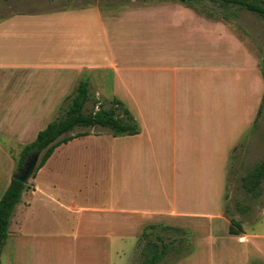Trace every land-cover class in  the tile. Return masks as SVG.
Wrapping results in <instances>:
<instances>
[{"label": "crops", "instance_id": "obj_1", "mask_svg": "<svg viewBox=\"0 0 264 264\" xmlns=\"http://www.w3.org/2000/svg\"><path fill=\"white\" fill-rule=\"evenodd\" d=\"M66 2L0 0V90L14 92V107L27 109L28 117L35 119L51 105V97L44 93L63 90L65 73L92 72L108 77L111 72L113 93L123 92V98H116L130 110L140 133L118 137L88 134L64 144L65 148L77 139L103 135H111L115 141L126 139L112 147L124 146L118 155L124 171L121 181L112 185L107 206L68 203L51 193L57 189L55 183H49L47 189L39 185L37 180L55 150L30 178L34 186L23 193L14 210L12 264H102V260L109 264L106 254L116 236L129 237L135 243L145 227L166 221L189 232L192 221H196L194 228L198 222H207L209 234L210 229L214 231V220L216 231L224 223L228 227L225 235L236 236L248 251H253L250 256L253 253L256 259H263L264 234L255 231L257 228L251 229L253 236L246 233V228L237 235L230 234L224 207L219 215H210L183 209L164 211L157 208V203L146 204L143 188L151 186L152 181L135 185L130 165L136 162L127 160L169 156L178 151L189 155L197 135L205 139L201 132L208 126L204 118L206 94L215 87L226 90L223 122L228 173L230 155L244 135L245 127L240 124L245 120L246 85L255 88L252 80L246 84L244 54L239 53L236 42L229 40L216 20L184 4L82 0L81 5L70 7ZM5 72H11L10 81ZM36 101L39 104L32 105ZM217 126L216 134L224 131L219 121ZM151 164L155 166L156 162L152 159ZM225 192L224 188V204ZM38 202L41 212L47 209L55 213L59 226L40 228L43 221L35 212Z\"/></svg>", "mask_w": 264, "mask_h": 264}, {"label": "rangeland", "instance_id": "obj_2", "mask_svg": "<svg viewBox=\"0 0 264 264\" xmlns=\"http://www.w3.org/2000/svg\"><path fill=\"white\" fill-rule=\"evenodd\" d=\"M115 1L131 4L183 5L175 0ZM62 2L64 5V1ZM81 3L82 0L66 2L70 7H77ZM196 5L204 12L212 13L213 20L217 21L220 30L227 33L229 40L236 42L240 48L239 53L244 54L246 84L249 80H252L253 85L255 84V88L250 89L246 85L244 121L242 107L240 109V119L243 121L240 125L245 127L243 138L230 155L226 174L229 157L225 155L227 136L226 125L223 122V118L226 119V90H216L214 87L206 94L204 118L207 119L208 126L205 132H201L205 139L198 134L196 145L190 148L189 155L178 151L171 152L169 156L156 158H127L136 162L130 165L133 172L130 171V174L135 185L147 183L148 179L152 181L151 186L143 188L147 198L146 204L157 203V208L164 211L183 209L210 215H219L224 207L222 213L229 227L234 220L239 225L234 227L236 230L244 231L246 228V233L253 236L254 232L251 229L257 228L255 231L264 234V181L259 196L248 193L242 186L243 177L253 171L264 158V19L237 8L226 12L224 8L208 0ZM224 13L228 18L223 17ZM5 74L10 81L11 72ZM82 78L89 79L93 92V99L87 104L86 111L98 109L94 101H100L104 107L109 108L116 97H124L121 91L113 93L111 72H108V77L92 72L65 73L63 90L53 94L44 93L51 97V105L33 119L28 117L27 109L14 107L17 104L14 92L0 90V198L13 179V175L19 170L18 159L24 146L34 141L38 132L50 122L64 115L71 96ZM256 80L258 84L255 83ZM40 88L45 90V87ZM26 104L30 105V103ZM34 104H39V101L32 105ZM217 121L220 122L221 127H224V131L221 130L219 134L215 133L220 127L217 126ZM84 131H89L92 135L111 133L103 128H79L71 134ZM221 134L224 136L216 137ZM121 140L123 141H115L111 135H103L77 139L65 148L62 144L56 149L37 180L39 185L47 189L49 183H55L57 189H52L51 193L57 198H64L68 203L76 202L87 207L107 206L110 198L112 199V185L121 181L120 176L124 171L118 156L124 146H115L112 150L113 145L125 143L126 139ZM131 140L129 137V141ZM152 159L156 162L155 166L151 164ZM28 184L32 188L33 179ZM224 188L226 189L225 204L222 197ZM38 204L35 212L39 221H43L40 228L52 229L59 226L60 221L56 219L55 213L51 214L47 209L41 212L40 202ZM214 221V231L210 229L209 234H207L209 227L207 222H198L194 228L196 221H192V230L189 232L183 226L166 221L145 227L135 243L129 237L116 236L111 239L112 244L106 254L107 262L141 264L144 260L142 250L147 240L143 234L150 232L151 239L161 237L164 242L169 243L168 254L158 264H264V257L256 259L253 253L250 256L252 250L248 251L236 236L225 235L228 227L226 228L224 223L220 226L221 230L217 228L216 231L217 221ZM12 233L13 220L9 239L0 250V264H12ZM261 246L264 248L263 243ZM247 256L249 259L246 258ZM259 256L261 257V254Z\"/></svg>", "mask_w": 264, "mask_h": 264}, {"label": "trees", "instance_id": "obj_3", "mask_svg": "<svg viewBox=\"0 0 264 264\" xmlns=\"http://www.w3.org/2000/svg\"><path fill=\"white\" fill-rule=\"evenodd\" d=\"M184 5L194 8L198 13L206 15L213 19L212 13L204 12L196 4L207 0H175ZM218 4L225 11L232 8L246 10L262 19H264V0H208ZM224 18L228 16L224 13ZM93 99L89 79L82 78L71 96L64 115L50 122L44 129L38 132L36 138L31 143L24 146L19 159V170L34 158H38L34 172L31 177L34 178L38 171L47 163L55 150L62 144L68 143L74 138L90 134L89 131L77 132L71 134L79 128H103L111 132L115 137L126 135H137L140 133V127L134 116L126 105L115 98L109 108L104 107L100 101H94L98 109L86 111L87 104ZM264 181V158L253 171L248 173L242 179V186L254 196H259L262 192V183ZM31 185L25 184L18 179H12L9 186L0 198V250L5 246L10 234V225L16 206L21 202L22 195L28 191ZM239 226L234 220L229 228L230 234H239L240 230L234 227ZM154 227V226H151ZM150 227V228H151ZM150 232H144L143 237L147 238L142 250L144 260L141 264H158L167 254L169 243L157 237L155 240L150 238Z\"/></svg>", "mask_w": 264, "mask_h": 264}, {"label": "water", "instance_id": "obj_4", "mask_svg": "<svg viewBox=\"0 0 264 264\" xmlns=\"http://www.w3.org/2000/svg\"><path fill=\"white\" fill-rule=\"evenodd\" d=\"M37 160L38 158L36 157L26 163L22 169L18 170V172L13 175V178L18 179L19 181L25 184H28L31 178V174L34 172Z\"/></svg>", "mask_w": 264, "mask_h": 264}]
</instances>
